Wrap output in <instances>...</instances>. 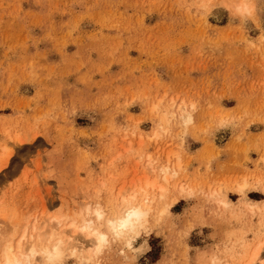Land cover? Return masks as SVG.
Wrapping results in <instances>:
<instances>
[{
  "label": "rangeland",
  "instance_id": "obj_1",
  "mask_svg": "<svg viewBox=\"0 0 264 264\" xmlns=\"http://www.w3.org/2000/svg\"><path fill=\"white\" fill-rule=\"evenodd\" d=\"M43 234L31 264H264V0H0V262Z\"/></svg>",
  "mask_w": 264,
  "mask_h": 264
},
{
  "label": "bare ground",
  "instance_id": "obj_2",
  "mask_svg": "<svg viewBox=\"0 0 264 264\" xmlns=\"http://www.w3.org/2000/svg\"><path fill=\"white\" fill-rule=\"evenodd\" d=\"M245 5H247V4H245ZM245 10H246V8H245ZM250 11H248V13ZM178 111L180 112V118H184V119L185 118L186 119L189 118V115L187 114L185 107L184 108H179ZM167 169L168 168H166V167H162L160 169V174L162 176V179L165 182H167L169 180V178H168L169 175L167 174L168 173L167 172ZM150 185H152V183ZM245 188H246V185H241V186L238 187V191L240 193H243V191L245 190ZM131 198H133V197H131ZM123 201H124V203L127 202V200H123ZM143 201H144V203L138 204V205L129 204V202H127V204L125 205L126 207L122 211V213H120V214L118 213L119 214L118 216H114V217H111V218H109V219L106 220V222H105L106 227H107L106 232H108V233H110L113 236H115V237L118 238L122 234L126 233L125 231H131V230H133L136 225H138V224H140L142 222V220L144 221V218H145V216L147 214L146 211L148 210V206L147 205H148V202H149V198L145 197L143 199ZM249 207H250V210L251 211L255 208V206H253V205H249ZM95 215H96V217L98 219H101L102 218V214L99 211H95ZM79 231L83 235L86 234L87 237L89 238V240L91 242L92 251H96V252L99 251L101 249L100 247H101L102 243H105L106 242L107 234L105 232H100V231L92 228L90 223L87 224V225H83L80 228ZM24 237H26V236L23 235V238ZM51 238H52V236L47 237V235L45 236L43 234L41 236H37L34 241L29 242V245H28V248H27L26 253L22 254V257H24V259H25V261H26L27 264H31L30 258L33 259V257H35L36 255H42V257L44 259H47L48 261H55L59 257L61 258V256L63 255V252H62L61 247H60L61 244H62V241L60 240V241L56 242L51 247V246H49V242H50V239ZM28 239H30V238H28ZM72 239H73V237H72ZM10 244H11V242H10ZM20 244H21V242L18 243V246H17L18 249L20 248ZM74 244L75 243L69 241L68 248L71 249V247H73ZM12 248L13 247L7 245L3 249L2 259H1L0 264H21V260L16 256V254H14V252H12ZM21 248H23V247H21ZM260 250H261V246H259L257 248L256 252H254L253 257H252V261L255 260L256 257L259 255V253H260L259 251Z\"/></svg>",
  "mask_w": 264,
  "mask_h": 264
}]
</instances>
